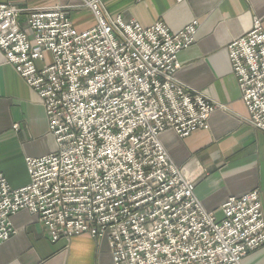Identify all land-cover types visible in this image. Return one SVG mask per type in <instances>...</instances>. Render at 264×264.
<instances>
[{
  "label": "built area",
  "instance_id": "obj_1",
  "mask_svg": "<svg viewBox=\"0 0 264 264\" xmlns=\"http://www.w3.org/2000/svg\"><path fill=\"white\" fill-rule=\"evenodd\" d=\"M80 1L96 20L80 31L67 5L28 10L22 25L23 9L0 3V51L39 97L55 147L25 158L21 187L0 172V243L15 233L11 216L27 210L52 242L105 239L112 264H241L264 247L258 189L227 197L216 218L159 141L167 129H206L216 107L174 79L197 22L142 27L107 17L100 0ZM226 51L247 121L264 132L260 21Z\"/></svg>",
  "mask_w": 264,
  "mask_h": 264
},
{
  "label": "crops",
  "instance_id": "obj_2",
  "mask_svg": "<svg viewBox=\"0 0 264 264\" xmlns=\"http://www.w3.org/2000/svg\"><path fill=\"white\" fill-rule=\"evenodd\" d=\"M26 11L69 6L72 25L84 30L96 23L80 0H0ZM109 18L120 16L142 27L159 21L175 32L196 21L193 43L177 53L176 82L199 92L215 108L206 129L184 137L167 129L159 141L170 160L194 183L204 209L222 217L229 196L258 189L264 211V132L248 121V111L227 57L226 45L247 32L257 18L264 30V0H100ZM49 58V54L46 55ZM37 65H40L37 63ZM53 137L35 91L6 62L0 51V172L12 188L28 182L26 157L54 151ZM15 233L0 243V264H112L105 239L88 234L52 242L36 216L20 210L11 216ZM241 264H264V247L242 258Z\"/></svg>",
  "mask_w": 264,
  "mask_h": 264
},
{
  "label": "rangeland",
  "instance_id": "obj_3",
  "mask_svg": "<svg viewBox=\"0 0 264 264\" xmlns=\"http://www.w3.org/2000/svg\"><path fill=\"white\" fill-rule=\"evenodd\" d=\"M82 5V4H81ZM83 6V5H82ZM85 7V6H83ZM86 8V7H85ZM48 53L45 54L46 60L49 61V58L46 56Z\"/></svg>",
  "mask_w": 264,
  "mask_h": 264
}]
</instances>
